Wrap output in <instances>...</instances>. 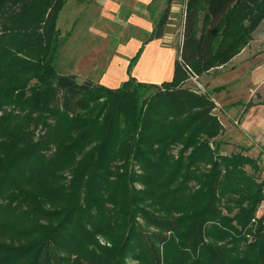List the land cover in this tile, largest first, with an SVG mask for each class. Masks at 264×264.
I'll return each instance as SVG.
<instances>
[{
  "label": "trees",
  "instance_id": "trees-1",
  "mask_svg": "<svg viewBox=\"0 0 264 264\" xmlns=\"http://www.w3.org/2000/svg\"><path fill=\"white\" fill-rule=\"evenodd\" d=\"M66 2L0 0V264H264L262 165L222 153L216 103L182 85L250 43L264 0H188L172 80L117 88L58 72Z\"/></svg>",
  "mask_w": 264,
  "mask_h": 264
},
{
  "label": "rangeland",
  "instance_id": "rangeland-1",
  "mask_svg": "<svg viewBox=\"0 0 264 264\" xmlns=\"http://www.w3.org/2000/svg\"><path fill=\"white\" fill-rule=\"evenodd\" d=\"M187 2L188 0H154L150 8H146L133 0H67L58 21L63 36V45L56 56L58 72L75 74L79 83H99L113 58L124 55L120 53L121 44L132 37L141 41L148 39L145 30L133 25L131 20L136 18L144 21L153 30L166 8L169 13L163 37L169 42L164 44L179 48ZM255 37L263 41L258 46L257 54H262L264 68V29L258 30ZM229 62L202 75L189 69L182 85L207 94L216 103L214 112L224 126L223 134L218 137L221 152H243L258 158L261 164L264 147L253 144L242 131L240 122L248 104L264 102V83L259 88V84L245 86L243 77L251 69L242 67L237 61L234 64ZM254 117L259 120L251 127V134L264 141V111ZM177 150L175 148L174 152Z\"/></svg>",
  "mask_w": 264,
  "mask_h": 264
},
{
  "label": "crops",
  "instance_id": "crops-1",
  "mask_svg": "<svg viewBox=\"0 0 264 264\" xmlns=\"http://www.w3.org/2000/svg\"><path fill=\"white\" fill-rule=\"evenodd\" d=\"M133 1L141 5H145L147 8V6L153 0ZM131 22L139 29H144V33H146L149 38L150 34L153 31L150 25H147L144 21L136 18H133ZM263 29L264 23H262L254 32L253 39L250 41V43L235 58H233L232 61H230L233 62V64L235 63V61H237L242 67H246L249 70L251 69L243 77L242 82L245 86L252 83L254 85L259 84V88L264 83L262 54H257V52L259 51L258 46H260L263 41L257 40L255 37L258 33V30ZM146 40L147 39L141 41L138 38L132 37L125 44H121L120 53L124 55L122 57L117 56L113 58L111 64L109 65L107 73L98 84H102L111 88H117L125 80H127L130 75L134 76L138 81L146 83L161 84L165 81H171L174 75L175 61L177 59L181 42L179 48H177L172 44L165 45L164 43L167 42L168 39L163 36L161 38L149 40L148 42ZM144 42L146 43L144 44L143 52L140 55L137 63L129 73L128 67L130 59L135 56ZM262 111H264V102L253 103V106L248 107L245 111L244 117L240 122V127L246 134V136L253 142V144L264 147V141L262 139L256 138L255 135L251 134V127L256 124V121L259 120H255L254 116H259V112ZM249 134L252 136H250Z\"/></svg>",
  "mask_w": 264,
  "mask_h": 264
},
{
  "label": "built area",
  "instance_id": "built-area-1",
  "mask_svg": "<svg viewBox=\"0 0 264 264\" xmlns=\"http://www.w3.org/2000/svg\"><path fill=\"white\" fill-rule=\"evenodd\" d=\"M261 165H262V171H263V181H264V155L262 156V161H261ZM263 194H264V183H263V188H262ZM264 216V200L261 202V204L259 205L255 217L252 219V222L256 223L257 220H259L261 217Z\"/></svg>",
  "mask_w": 264,
  "mask_h": 264
}]
</instances>
